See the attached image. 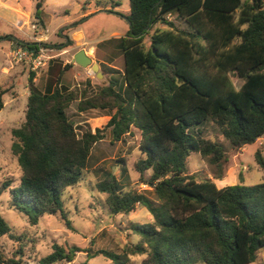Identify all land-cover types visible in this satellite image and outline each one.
I'll use <instances>...</instances> for the list:
<instances>
[{"label": "trees", "instance_id": "trees-1", "mask_svg": "<svg viewBox=\"0 0 264 264\" xmlns=\"http://www.w3.org/2000/svg\"><path fill=\"white\" fill-rule=\"evenodd\" d=\"M110 2L101 11L126 17L129 31L98 46L116 44L121 71L110 68L109 81L95 91L90 80L77 88V69L60 58L49 62L43 90L34 82L36 72L29 73L26 120L12 131V152L22 177L10 190L11 207L31 225L59 215L74 231L64 192L82 180L93 146L109 130L113 142L139 134L142 157L135 170L155 198L127 189L114 165L98 169L102 179L95 189L107 195L112 216L129 215L142 206L152 221L130 222L139 241L126 243L120 253L90 254L77 245L55 244L39 264L72 263L81 252L88 260L102 255L111 264H132L135 256H146L141 264L256 263L264 249V183L248 186L241 176L239 183L218 188L190 175L188 158L195 153L208 159L219 171L215 178L221 179L226 150L204 137L203 126L216 125L234 151L264 137V0H130L126 15L115 11L117 2ZM42 8L38 2L34 23L45 29ZM5 38L28 51L52 47ZM232 75L244 80L239 89ZM3 94L0 90V111ZM74 102L79 113L98 111L109 121L103 129L79 135L67 116ZM255 159L264 173L260 151ZM0 238L21 241L1 214ZM0 264L18 263L3 260L0 253Z\"/></svg>", "mask_w": 264, "mask_h": 264}, {"label": "rangeland", "instance_id": "rangeland-1", "mask_svg": "<svg viewBox=\"0 0 264 264\" xmlns=\"http://www.w3.org/2000/svg\"><path fill=\"white\" fill-rule=\"evenodd\" d=\"M28 10H36L37 3L43 2V12L49 23L48 36L54 44L60 43L61 47H54L59 51V57L67 63H73L74 56L85 50L88 56L93 59V63L98 64V76L92 66L82 68L77 66L75 85L79 89L84 88L87 80L91 81V91H95L103 83H107L110 78L109 69L122 70L123 60L119 49L115 43L98 46V53L95 55L90 46L75 47L68 46L65 38L70 28L82 31L85 40H109L115 32L121 37L129 31V24L125 18L108 12H98L111 5L110 1L115 0H19ZM118 12L126 15L130 10V0H116ZM101 7V9H97ZM85 13H89L85 15ZM173 20V17L171 18ZM176 24L183 26L176 21ZM31 27V29L29 28ZM37 27V30L33 29ZM159 29H166L163 25H158ZM11 38L32 42L35 37L41 39L42 28L35 25L34 19L30 23H25L23 32L18 33L4 21H0V90L2 95L3 109L0 111V214L12 228L13 233L21 238V241H12L8 238H0V253L3 260H13L18 264H39L53 251L55 244L68 246L77 245L83 250H89L90 254H95L101 250L120 253L126 243H137L139 236L134 235L129 230L130 222L148 224L152 217L145 207H138L136 211L129 215L119 214L112 216L106 205V194H100L95 189V184L100 181L101 174L99 168H110L112 165L115 175L122 181L127 189L145 193L150 198L155 196L152 189L140 182V176L135 170V164L142 157L139 150L140 136L138 133L126 136L120 142H113L110 131L106 132L104 140L96 143L88 161V167L83 173L82 180L75 186L65 190L63 195L64 209L72 222L74 231L69 230L64 221L57 216H44L37 225H31L28 218L11 207L10 190L18 187L21 183L22 171L18 164L17 157L12 152L14 137L12 131L20 128L26 120L27 99L29 96L28 76L31 71L27 62H11L9 53L17 48V44L5 38ZM48 43L47 39H41ZM49 44V43H48ZM145 49H149V40H144ZM56 59V58H55ZM110 63L108 66L105 63ZM102 66V67H101ZM106 73V76L103 74ZM237 89L241 87L244 80L231 76ZM46 80V73L42 71L36 77V85L43 90ZM67 116L74 125L76 132L81 135L84 130L103 129L110 119L98 111L79 113L77 102L71 104L67 109ZM205 138L219 141L223 144L228 159L224 164L221 179L215 178V173L219 171L210 164L208 159L200 154H192L188 158L189 174L194 175L197 180H211L218 188L228 185H235L243 177L244 184L248 186L264 183V173L258 166L255 155L260 151L264 157V137L256 143L248 145L239 151H234L230 143L222 136L219 128L210 123L202 127ZM124 160L125 163L121 161ZM125 168V174L121 175V169ZM150 177V172L145 174V180ZM5 184H9L3 189ZM146 256H135L132 264H141ZM86 253H78L72 263L58 264H84L87 261ZM89 264H111L102 255H98L88 260ZM202 264V263H199ZM252 264H264V249L261 250L259 260Z\"/></svg>", "mask_w": 264, "mask_h": 264}, {"label": "crops", "instance_id": "crops-1", "mask_svg": "<svg viewBox=\"0 0 264 264\" xmlns=\"http://www.w3.org/2000/svg\"><path fill=\"white\" fill-rule=\"evenodd\" d=\"M114 2H117L116 0ZM36 10L34 11H28L21 3L19 0H0V21H4L6 22L8 25H10L13 29H16V31L18 33L23 32V28H24V24L25 23H30L32 19H34V13ZM115 11H119V9L116 7ZM130 11V10H129ZM98 12H105V11H98ZM89 13H85V15H88ZM116 15V14H115ZM119 16V15H118ZM121 17V16H120ZM123 18V17H121ZM44 20H45V24H46V28L43 29L42 28V38L41 39H47L48 43L52 46H58L61 47L62 45L60 43L54 44L50 41V36H48V27H49V23L46 19V16H44ZM29 28L31 29V27L29 26ZM71 31H69L67 36H63L66 40L67 43H69V40L73 41V45L75 47H85V46H90V48L94 51L95 55L98 53V48L94 47L93 44H97L98 42L101 43L103 41L101 40H94V41H87L85 40V36L82 33V31H79L77 29L74 28H70ZM115 36H113V38H119L121 37V35L118 32L114 33ZM98 43V44H99ZM71 45V46H73ZM87 49H85L84 51L86 52V54L88 55V52L86 51ZM90 57V56H89ZM65 64H68L67 61H64ZM75 66V68L77 69L76 64L71 63ZM108 66V63H105ZM49 66V64H48ZM48 66L44 69L39 70L38 72H36V77H38L42 71H45V73H47L48 70ZM77 77H75V83L77 82L76 80ZM36 78L34 79L35 82ZM46 82V80H45ZM36 83V82H35ZM45 85V84H44ZM44 88V87H43ZM109 121V120H108Z\"/></svg>", "mask_w": 264, "mask_h": 264}, {"label": "built area", "instance_id": "built-area-1", "mask_svg": "<svg viewBox=\"0 0 264 264\" xmlns=\"http://www.w3.org/2000/svg\"><path fill=\"white\" fill-rule=\"evenodd\" d=\"M172 16L168 15L167 19L171 21ZM35 31L37 30L36 26H33ZM35 41L32 42H44L43 40L36 38L34 35ZM59 51L52 47L41 46L38 51H28L17 45L15 50H12L9 53V59L11 62L15 61L17 63L25 61L30 66L32 71L38 72L41 69H44L48 66L49 62L57 57H59Z\"/></svg>", "mask_w": 264, "mask_h": 264}, {"label": "water", "instance_id": "water-1", "mask_svg": "<svg viewBox=\"0 0 264 264\" xmlns=\"http://www.w3.org/2000/svg\"><path fill=\"white\" fill-rule=\"evenodd\" d=\"M123 18H125V20L130 25V22L128 21V19L126 17H123ZM73 63L82 67V68H88V67L92 66V70H97L96 71L97 75L102 76V73L98 72V69H99L98 64L93 63V59L91 57H89L84 50H80L74 56Z\"/></svg>", "mask_w": 264, "mask_h": 264}, {"label": "bare ground", "instance_id": "bare-ground-1", "mask_svg": "<svg viewBox=\"0 0 264 264\" xmlns=\"http://www.w3.org/2000/svg\"><path fill=\"white\" fill-rule=\"evenodd\" d=\"M101 76V75H100Z\"/></svg>", "mask_w": 264, "mask_h": 264}]
</instances>
